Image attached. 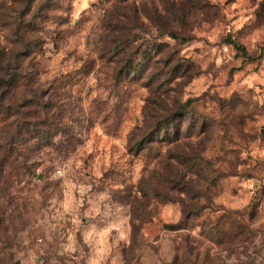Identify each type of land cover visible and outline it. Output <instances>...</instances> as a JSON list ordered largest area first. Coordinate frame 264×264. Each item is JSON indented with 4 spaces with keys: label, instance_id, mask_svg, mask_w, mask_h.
Listing matches in <instances>:
<instances>
[{
    "label": "rangeland",
    "instance_id": "374dc122",
    "mask_svg": "<svg viewBox=\"0 0 264 264\" xmlns=\"http://www.w3.org/2000/svg\"><path fill=\"white\" fill-rule=\"evenodd\" d=\"M0 264H264V0H0Z\"/></svg>",
    "mask_w": 264,
    "mask_h": 264
},
{
    "label": "trees",
    "instance_id": "16d2710c",
    "mask_svg": "<svg viewBox=\"0 0 264 264\" xmlns=\"http://www.w3.org/2000/svg\"><path fill=\"white\" fill-rule=\"evenodd\" d=\"M172 34V33H171ZM229 43H232L234 46L236 45L235 43H233L232 41H228ZM236 47H238L239 48V46L238 45H236ZM241 49V48H240ZM153 137H151L149 140H151Z\"/></svg>",
    "mask_w": 264,
    "mask_h": 264
},
{
    "label": "built area",
    "instance_id": "2783aa9c",
    "mask_svg": "<svg viewBox=\"0 0 264 264\" xmlns=\"http://www.w3.org/2000/svg\"><path fill=\"white\" fill-rule=\"evenodd\" d=\"M59 172V171H58Z\"/></svg>",
    "mask_w": 264,
    "mask_h": 264
}]
</instances>
